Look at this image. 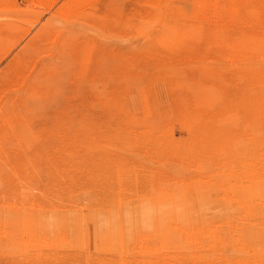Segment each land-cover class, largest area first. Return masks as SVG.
Segmentation results:
<instances>
[{
    "label": "rangeland",
    "instance_id": "374dc122",
    "mask_svg": "<svg viewBox=\"0 0 264 264\" xmlns=\"http://www.w3.org/2000/svg\"><path fill=\"white\" fill-rule=\"evenodd\" d=\"M0 264H264V0H0Z\"/></svg>",
    "mask_w": 264,
    "mask_h": 264
},
{
    "label": "bare ground",
    "instance_id": "6f19581e",
    "mask_svg": "<svg viewBox=\"0 0 264 264\" xmlns=\"http://www.w3.org/2000/svg\"><path fill=\"white\" fill-rule=\"evenodd\" d=\"M18 115V114H17Z\"/></svg>",
    "mask_w": 264,
    "mask_h": 264
}]
</instances>
